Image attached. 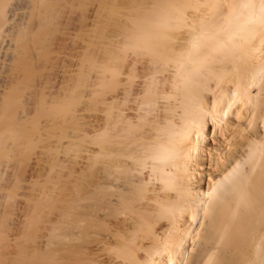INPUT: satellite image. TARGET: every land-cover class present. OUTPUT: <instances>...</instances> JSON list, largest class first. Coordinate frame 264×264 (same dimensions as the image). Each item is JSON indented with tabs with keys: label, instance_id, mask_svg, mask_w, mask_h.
Masks as SVG:
<instances>
[{
	"label": "bare ground",
	"instance_id": "obj_1",
	"mask_svg": "<svg viewBox=\"0 0 264 264\" xmlns=\"http://www.w3.org/2000/svg\"><path fill=\"white\" fill-rule=\"evenodd\" d=\"M145 2L0 0V264H264V0Z\"/></svg>",
	"mask_w": 264,
	"mask_h": 264
},
{
	"label": "rangeland",
	"instance_id": "obj_2",
	"mask_svg": "<svg viewBox=\"0 0 264 264\" xmlns=\"http://www.w3.org/2000/svg\"><path fill=\"white\" fill-rule=\"evenodd\" d=\"M93 1L94 0H83V4L84 5H82L83 6L82 8L84 10V15H85L83 20L86 22V23L84 22L85 24L83 25V27H85L86 30L83 29V28H81V30H82L81 33L82 34L79 35L78 34V30H77L78 27L77 26L76 27L75 26L73 27V25L71 27V25H70V29H71L70 31L73 32V34L71 33L73 39H71V41H70L72 44L71 43L69 44L70 50H71L69 52L70 55L73 54V53H75L77 51V49H78L77 44L83 38L84 39L86 38L85 39L86 42H88V43L91 42V45L89 43L90 46H88V44H87V46L84 47L85 51H86V48H87V51H86L87 53L85 52L86 54H84L85 56L83 58H90V59L95 58L96 60H97V58H115L116 56L118 58V56L119 55L121 56L122 53L123 54H126L124 58H129L130 56H131L130 58H134V57H132V55L134 56L135 54H136L135 56L137 58H140V57L141 58H143V57L144 58H148L149 56L150 57L152 56L146 50V48H137L139 50L136 51L137 49H127L126 50L124 48L125 49L124 50V49L121 48L122 50H120L119 48L115 47L116 46L115 42L117 41L116 40L117 39L116 36H118L119 33H122L124 31L122 27H124V29H125V27L128 26V25L127 26H125V25L126 24H129V22H130V20H128V17L131 16V15H129V14L130 13H133L135 11V9L138 8V7H135V5L138 6V4H139V7H141L142 5H140V4H142L143 1L144 2L146 1L147 2L148 0H95L94 1L95 3L100 1L99 3L103 4V6L100 4V6L103 8V10H102V8H100V11L101 12H100V14H99L100 16L98 18L99 21H97L98 24H94L95 26L94 25H91V21H92L91 20V18H92V16H91V13L92 12L91 11H92V8H90V7H92L93 5H95ZM92 2H93V4H92ZM146 2H145V4H146ZM134 3H136V4H134ZM143 6H144V4H143ZM86 10H89V12H91V13L89 14V12H85ZM129 19H130V17H129ZM119 24H120V27H119ZM121 24H122V27H121ZM74 28H75V30H74ZM118 29L120 30V32H119ZM83 30L85 32H87V34ZM121 30H123V31H121ZM79 32H80V30H79ZM83 33H85V34L83 35ZM78 36H80V38H82V37L83 38L81 40L76 41L77 38H79ZM119 37H121V36H119ZM74 38L76 40H74ZM85 40H84V45H86L85 44ZM72 41L74 43H75V41H76V43L78 42L76 44V46L73 45V42ZM71 45H73L75 48L73 49V47ZM72 50H75V51L73 52ZM116 51H118L119 53H121V52L122 53L121 54H118V53L116 54ZM128 51H129L130 54L133 51L134 54L132 53V55H130L128 53ZM76 54H77V52L72 55V58L77 57V56H75ZM139 54H141V55H139ZM70 55H69L68 58H71ZM122 58H123V56H122ZM95 59H93V60H95ZM206 179H208V177H206ZM0 248H1V246H0ZM1 252H2V250H1Z\"/></svg>",
	"mask_w": 264,
	"mask_h": 264
}]
</instances>
